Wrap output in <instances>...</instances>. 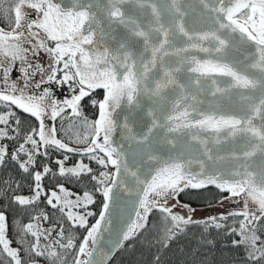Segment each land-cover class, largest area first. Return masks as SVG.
Returning a JSON list of instances; mask_svg holds the SVG:
<instances>
[{"label":"snow or ice","instance_id":"6c2138e0","mask_svg":"<svg viewBox=\"0 0 264 264\" xmlns=\"http://www.w3.org/2000/svg\"><path fill=\"white\" fill-rule=\"evenodd\" d=\"M44 84L71 85L74 94L57 100ZM97 92L89 122L81 103ZM0 106V167L13 163L31 181L30 193H12L10 202H43L69 229H84L77 237L60 225L52 237L42 226L50 214L38 212L11 236L0 210V264H100L98 240L125 197L134 198L131 213L108 259L157 212L164 247L203 223L239 237L233 244L248 264H264V0H14L0 16ZM15 109L37 124L21 134ZM65 115L85 131L66 140L55 123ZM54 152L55 169L37 168V157ZM46 177L57 180L51 191ZM82 178L87 190L65 187ZM208 187L227 193L221 202L233 208L194 220L180 194ZM97 194L99 213L90 210Z\"/></svg>","mask_w":264,"mask_h":264},{"label":"trees","instance_id":"16d2710c","mask_svg":"<svg viewBox=\"0 0 264 264\" xmlns=\"http://www.w3.org/2000/svg\"><path fill=\"white\" fill-rule=\"evenodd\" d=\"M13 4L14 0H0V16L6 14ZM92 98L100 100L102 96L97 92L93 94V97L85 98L81 103L83 114L88 118L89 122L94 120L97 115V109L88 103L89 99ZM14 111L16 116L21 120L18 129L21 134L28 128L34 127L37 124L35 118L30 117L28 114L21 113L19 109H15ZM2 112L3 106H0V113ZM71 119V124L66 115L63 119L58 118L56 121L58 133L64 134L66 140L70 138V134H82L85 131L76 124L75 118ZM14 142L15 141H4V143L9 144V146ZM59 156L60 153L54 152L52 153L51 159L46 160L38 157L37 168H40L48 162L47 164H50V166L55 169L56 165L52 160ZM93 166L96 167L95 165ZM64 183L66 188L76 193L87 190L89 187L87 178H82L79 184L76 182ZM44 184L46 186L45 190L51 191L57 185V180L52 179L49 181L46 177ZM10 185H19V187H10ZM30 190V177L27 174L20 173L15 164L6 162L5 167H0V210L5 211L9 216V234L11 236H15L16 232L19 231L18 226L20 224L28 222L30 217L36 215L38 212H48L50 214V220L42 222V226L48 228L49 231L52 232V237L56 235L54 229H57L60 225H63L65 229L77 237L84 232V229H69V225L61 219L60 214L48 208L43 202H41L39 209L18 207L10 202V194L17 192L28 194ZM225 195H227V193L220 192L214 187L199 190L189 189L180 194L179 201L193 207L205 208L211 205V203L221 200ZM100 203L101 197L97 194L96 204H93L91 209L99 213ZM239 219V217L230 218L228 223L232 227H235ZM203 220L205 219H201V221ZM148 225L149 227L143 230L134 240L124 244L111 264H248L245 249L233 244V240L239 237L235 234H229L224 228L215 229L213 227H205L203 223L199 225L193 224L188 226L183 233L177 235L170 242H167V247H164L161 244V239L163 238L162 234L166 222L162 221V214L153 212L148 217ZM29 240L30 237L23 242V249L25 252L27 251ZM16 241L17 243L14 246H19V236H16ZM43 243L45 242L42 241V245ZM157 257L159 259H157ZM23 259L28 261L27 256H24ZM38 264H48V262L41 257L38 258Z\"/></svg>","mask_w":264,"mask_h":264},{"label":"water","instance_id":"95a60500","mask_svg":"<svg viewBox=\"0 0 264 264\" xmlns=\"http://www.w3.org/2000/svg\"><path fill=\"white\" fill-rule=\"evenodd\" d=\"M193 7H196V5H193ZM191 19L193 21L197 19L195 12L191 13ZM52 86L57 92L63 94V97L65 98H70L74 94L71 85ZM227 151V147H220L221 153H226ZM215 154L216 153L214 152V155ZM132 199L134 198L125 197V202H122L119 207H115L112 210L111 215L108 217L110 223L108 225H105L97 244V248L99 249L97 259L98 261H100V264H111L113 259L116 257L117 253L122 248L121 247L119 249L114 250L113 254L111 255V258L108 259L106 253L108 252V249L112 246V241L114 240L116 234L125 227L126 221L128 220L129 214L131 213L130 202Z\"/></svg>","mask_w":264,"mask_h":264},{"label":"rangeland","instance_id":"374dc122","mask_svg":"<svg viewBox=\"0 0 264 264\" xmlns=\"http://www.w3.org/2000/svg\"><path fill=\"white\" fill-rule=\"evenodd\" d=\"M23 11L27 12L26 9L23 10ZM32 59L33 60H37L38 58L37 57H32ZM37 79H39V77ZM36 92L37 93H40L37 90H36ZM55 99H57V98H55ZM46 122L47 123H51V121H46ZM55 158H58V157H55ZM76 159H77V157L73 156L72 159L68 163L69 164H72V163L75 162ZM47 163H45V164H47ZM69 191H71V190H69ZM71 192H73V191H71ZM221 201H222V199L221 200H218L216 202H213V203H211V205H208L205 208L204 207H201V208H199V207H193L191 205L182 203L180 201H179V204L180 205H188V206H190L192 209L195 210L194 212L191 213L192 218L194 220H201V219H206V218L212 217V216H217L218 217L221 213H227L228 211H230L233 208V205L229 201H227V200H223V202H221ZM169 204H170V206L171 205H176L177 204V201H170ZM92 206L93 205L90 206V210L91 211H94L93 209H91ZM236 207H239V206L237 205ZM174 211L178 212L181 215H188L189 214L187 208L176 207L174 209ZM95 218H96V216L89 217L88 222H89L90 225L95 222L94 221Z\"/></svg>","mask_w":264,"mask_h":264},{"label":"flooded vegetation","instance_id":"af4514ba","mask_svg":"<svg viewBox=\"0 0 264 264\" xmlns=\"http://www.w3.org/2000/svg\"><path fill=\"white\" fill-rule=\"evenodd\" d=\"M42 56H43V54H42ZM40 59H41V58H38L37 61H39ZM37 78H38V77H37ZM42 87L47 88V87H51V85L48 86L47 84H44ZM37 91H38V92H41V89H37ZM52 93H53V95H56V98H57V97H60V98H63V99L65 98V97H63V95H61V94H59V93H56L55 91H52ZM61 96H62V97H61Z\"/></svg>","mask_w":264,"mask_h":264}]
</instances>
